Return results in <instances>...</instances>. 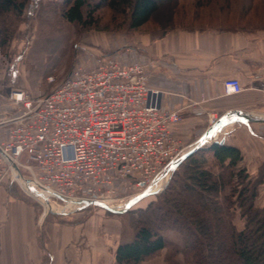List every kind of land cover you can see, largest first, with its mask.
I'll return each mask as SVG.
<instances>
[{
	"label": "built area",
	"instance_id": "built-area-1",
	"mask_svg": "<svg viewBox=\"0 0 264 264\" xmlns=\"http://www.w3.org/2000/svg\"><path fill=\"white\" fill-rule=\"evenodd\" d=\"M149 66L126 60L118 50L87 54L41 97L12 89V113L0 120V186L19 182L14 164L34 188L22 185L24 191L44 212L60 213L81 205L76 200L108 201L126 181L133 182L136 195L161 191L167 180L162 173L197 139L186 144L174 135L181 109L163 105L162 91L149 81ZM222 87L225 95L242 90L234 77ZM218 117L210 113L209 125ZM224 127L211 139H224Z\"/></svg>",
	"mask_w": 264,
	"mask_h": 264
},
{
	"label": "crops",
	"instance_id": "crops-1",
	"mask_svg": "<svg viewBox=\"0 0 264 264\" xmlns=\"http://www.w3.org/2000/svg\"><path fill=\"white\" fill-rule=\"evenodd\" d=\"M117 47L126 60L147 62L149 81L162 91L163 105L181 109L182 119L173 133L183 143L193 142L209 126L210 113L220 116L236 110L264 117V31L202 28L174 29L160 36L134 33L119 38ZM89 53L95 55L98 50ZM229 77L240 81V92L223 93L222 81ZM7 83L1 75L0 120L13 110ZM262 123H227L224 129L228 134L223 141L241 152V164L259 181L255 200L259 207L264 206ZM3 129L0 125V135ZM4 185L0 186V264L116 262L118 243L110 249L106 246L108 239L116 240V232L107 228L108 220L88 218V223L63 224L45 219V212H36L7 194ZM94 220L99 244L91 240Z\"/></svg>",
	"mask_w": 264,
	"mask_h": 264
},
{
	"label": "trees",
	"instance_id": "trees-1",
	"mask_svg": "<svg viewBox=\"0 0 264 264\" xmlns=\"http://www.w3.org/2000/svg\"><path fill=\"white\" fill-rule=\"evenodd\" d=\"M31 1L34 0H0V49L13 37L14 19L21 17ZM175 1L62 0L60 15L81 29L97 28V12L107 7L122 17L127 29L137 30L150 22L164 4ZM230 1L194 3L208 15L219 12L218 7ZM196 17L199 16L193 19ZM241 163V152L225 142L213 141L191 152L172 171L156 200L135 210L132 236L118 243L116 262L138 264L152 256L166 247L160 230L173 228L182 234L183 252L190 264H264V206H257L254 200L259 181ZM236 213L243 219L240 229L233 223ZM167 257L168 264H180L172 254Z\"/></svg>",
	"mask_w": 264,
	"mask_h": 264
},
{
	"label": "rangeland",
	"instance_id": "rangeland-1",
	"mask_svg": "<svg viewBox=\"0 0 264 264\" xmlns=\"http://www.w3.org/2000/svg\"><path fill=\"white\" fill-rule=\"evenodd\" d=\"M194 1L177 0L164 4L150 22L137 30L127 29L122 17L111 13L107 7H102L97 12L99 18L97 28L81 29L78 24L67 22L61 17L62 0L31 1L21 17L14 19L13 37L0 49V76L3 75L7 79L9 93L12 89L18 88L26 90L32 97H41L65 77L78 58L90 55L89 50H98L97 55L91 56L106 54L113 49L118 50V39L128 38L134 33L156 35L166 29L183 27L264 31V0H231L229 4L223 3L222 7H218L219 12H209L208 15L202 8L196 7ZM195 15L199 17L193 19ZM103 26L108 28L104 29ZM48 76H52L54 80L48 82ZM221 135L216 137V141ZM211 141L212 139L206 141L202 147H206ZM21 172L23 175L26 174ZM4 184L7 194L18 197L36 212L44 213L43 206L24 191L20 182L7 180ZM136 190L132 181H126L108 198V201L101 202L113 206L114 209H122L130 198L136 196ZM160 192L150 193L122 213H112L95 204H88L72 206L64 213L45 211L44 217L63 224L88 223V218L108 220L110 224H107V228L116 232V240L108 239L106 243L110 249L115 243L132 236L135 210L155 201ZM94 222L95 220L91 224V240L99 244V232ZM233 223L238 229L242 227L243 219L238 213L235 214ZM160 234L164 235L166 247L138 264H168L167 256L170 254L180 264H190L189 258H186L183 252L182 234L173 228H163ZM112 264L118 263L113 261Z\"/></svg>",
	"mask_w": 264,
	"mask_h": 264
},
{
	"label": "water",
	"instance_id": "water-1",
	"mask_svg": "<svg viewBox=\"0 0 264 264\" xmlns=\"http://www.w3.org/2000/svg\"><path fill=\"white\" fill-rule=\"evenodd\" d=\"M242 121L245 123L248 122H263L264 123V117H253L250 114H247L245 112L242 111H230V112H226L222 115H220L218 117V119L211 125H209L202 133L201 135L198 137L196 144L191 147L189 150H187L186 152H184L182 155H180L178 158H176L173 162H171V164L169 165V167L162 173L163 176L167 173V180L168 181L172 171L176 168V166L186 157L188 156L191 152H193L194 150L200 148L203 146V144L210 140L215 132L217 130H219L221 127H223L224 125H226L227 123H232L234 121ZM216 141V140H212L211 142ZM220 143H223L224 139L220 138L218 140ZM210 142V143H211ZM0 153L1 150H0ZM13 170L15 172V176L16 178L19 180V182L21 183V185L26 186L29 189H34L32 186H29L26 183V179L23 178L22 174L20 173L18 167L14 164H12ZM165 182V184H166ZM164 184V186H165ZM147 195H149V192L146 190L142 193L137 194L136 196L130 198L127 203L125 204V206L122 209H114L112 207H110L109 205L99 201V200H76L75 203L81 204L82 206L88 205V204H95L109 212L112 213H122L125 210H127L129 207L133 206L137 201H139L140 199L146 197ZM60 198V197H59Z\"/></svg>",
	"mask_w": 264,
	"mask_h": 264
},
{
	"label": "bare ground",
	"instance_id": "bare-ground-1",
	"mask_svg": "<svg viewBox=\"0 0 264 264\" xmlns=\"http://www.w3.org/2000/svg\"><path fill=\"white\" fill-rule=\"evenodd\" d=\"M162 181L164 180V178L163 179H161ZM111 206V205H110ZM113 207V206H112ZM118 208V207H117ZM119 210V209H118Z\"/></svg>",
	"mask_w": 264,
	"mask_h": 264
}]
</instances>
